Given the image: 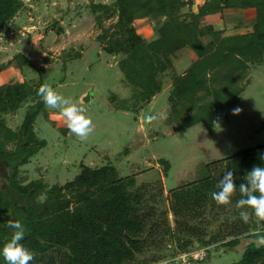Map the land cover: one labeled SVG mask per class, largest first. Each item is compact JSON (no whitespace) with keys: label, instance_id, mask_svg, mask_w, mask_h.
<instances>
[{"label":"trees","instance_id":"1","mask_svg":"<svg viewBox=\"0 0 264 264\" xmlns=\"http://www.w3.org/2000/svg\"><path fill=\"white\" fill-rule=\"evenodd\" d=\"M112 2L92 3L91 9L104 11V18L117 15L113 30L103 29L98 37L106 52L119 57L124 82L132 87L131 96L114 105L139 110L149 104L163 89V78L173 66L172 54L189 47L196 54L193 62L182 74L169 73L168 122L175 131L202 123L212 132L218 118L227 116L242 99L250 66L264 61V0H204L196 11L195 0ZM25 5L24 0H0V32ZM226 8H254L252 30L226 35L223 28L203 23L205 17L222 14ZM139 19H157L153 39L140 33ZM96 20L102 26L98 13ZM80 55L75 51L69 59ZM4 68L1 65L0 72ZM41 85L26 79L0 82V247L11 237L9 220L24 227L19 243L33 254L28 264H153L196 249L199 243L207 250L232 248L243 236L264 234L251 210L236 206L247 196L240 191L241 184L248 187L247 172L254 165L264 166L258 157L264 144L204 164L199 178L170 189L167 204L161 179L137 186L135 175L120 176L111 164L82 165L80 173L62 185L49 186L43 179L24 181L21 166L46 145L34 130L45 108L36 92ZM110 99L116 101L117 94ZM22 105L25 116L14 130L4 116ZM162 163L166 175L169 163ZM228 170L234 190L227 205H218L211 194L220 191L219 181ZM240 211L248 212L247 223L240 219ZM230 264H264V247L249 244Z\"/></svg>","mask_w":264,"mask_h":264},{"label":"rangeland","instance_id":"2","mask_svg":"<svg viewBox=\"0 0 264 264\" xmlns=\"http://www.w3.org/2000/svg\"><path fill=\"white\" fill-rule=\"evenodd\" d=\"M24 1L25 7L0 32V66H5L0 82L26 79L33 85H47L82 109V115L91 121V131L81 139L68 130L59 109L45 106L34 130L46 145L21 166L19 176L24 181L43 179L49 186L62 185L74 179L82 165L111 164L120 176L135 175L137 186L161 179L167 204L170 189L199 178L204 164L264 144V61L250 66L251 79L242 99L230 107L227 116L218 118L212 132L202 123L175 131L174 124L168 122L170 74L163 78L162 91L141 109L124 110L114 105L129 98L132 87L124 82L119 57L106 52L98 37L103 29L113 30L117 15L104 18V11L91 9L92 3L112 4L113 0ZM97 13L103 18L102 26L97 23ZM231 13L227 14L230 21H224L226 33L251 29V24L237 25L238 21H232L236 14ZM157 24V19H139L137 28L150 40L156 35ZM75 51L81 55L69 59ZM186 52L187 48L173 54L177 74L191 61ZM24 56L27 63L21 59ZM88 94L89 100L84 101ZM113 94L117 99L112 103ZM234 107L241 111L233 114ZM25 112L26 105H22L5 115L6 124L17 130ZM163 160L169 163L166 175ZM169 218L174 225L171 212ZM254 218L258 231L263 230L264 221ZM249 244L256 245L255 236L241 237L232 248L210 247L206 258L190 264H230ZM204 247L201 243L195 246ZM188 262L185 256L174 264Z\"/></svg>","mask_w":264,"mask_h":264},{"label":"clouds","instance_id":"3","mask_svg":"<svg viewBox=\"0 0 264 264\" xmlns=\"http://www.w3.org/2000/svg\"><path fill=\"white\" fill-rule=\"evenodd\" d=\"M37 95L41 97L47 107L59 109L60 114L65 118L66 127L76 136L83 139L90 131L91 121L82 115V109L78 108L71 100L61 97L47 85H41L37 90ZM233 114H238L241 109L234 107ZM259 160L264 162V150L258 153ZM231 170L225 171L223 179L219 181L220 191L212 192V199L218 205H227L233 193L234 185ZM248 187L240 185V191L247 192L246 198L236 201V206H246L252 214L264 221V166L254 165L247 172ZM240 219L247 223L249 215L247 211L238 213ZM8 227L13 231L10 239L0 247V257L4 264H28L33 259V254L23 247L19 242L24 238V227L18 220H9ZM255 242L257 247H264V234L256 233Z\"/></svg>","mask_w":264,"mask_h":264},{"label":"crops","instance_id":"4","mask_svg":"<svg viewBox=\"0 0 264 264\" xmlns=\"http://www.w3.org/2000/svg\"><path fill=\"white\" fill-rule=\"evenodd\" d=\"M204 0H198L197 3H195L193 5V10L196 11L198 10V7H199V4L202 3ZM199 3V4H198ZM196 5L198 6L197 9H196ZM232 12V13H231ZM228 13H231L233 15V13H235L236 15H233L235 16V19H233L232 21L234 22H237V25H241V26H246L247 24H251V29L248 30V31H251L252 30V25L255 23L256 21V11L254 8H226L223 10V13L222 14H215V15H211V16H207L203 19V23H212L216 28H223L224 29V34H228L226 33V27L223 26L224 25V21L226 22V20H229L228 17H227V14ZM217 17V19H216ZM244 17V19H242ZM214 18V19H213ZM219 18V19H218ZM231 18V17H229ZM213 20H216V22H214ZM230 21V20H229ZM227 25V24H226ZM248 31H241V32H236V33H244V32H248ZM230 34H234V33H230ZM187 48V52L186 54L189 56V58L191 59L189 65L193 62V60L196 58V54L195 52L190 49L189 47H184V48H181V49H185ZM179 49V50H181ZM178 50V51H179ZM177 52V51H176ZM175 53V52H174ZM173 53V54H174ZM173 54H172V61H173V66L172 68H170L168 70V74L170 72H176L175 71V63H174V58H173ZM188 65V66H189ZM187 66V67H188ZM185 69L179 73V74H182L184 73ZM250 75V74H249ZM250 77V76H249ZM171 79V78H170ZM251 79V78H250ZM19 81V80H18ZM172 81V80H171ZM250 83V82H249ZM172 82L169 83V85L171 86ZM164 86V84H163ZM169 86V87H170ZM190 264V263H188Z\"/></svg>","mask_w":264,"mask_h":264},{"label":"built area","instance_id":"5","mask_svg":"<svg viewBox=\"0 0 264 264\" xmlns=\"http://www.w3.org/2000/svg\"><path fill=\"white\" fill-rule=\"evenodd\" d=\"M207 248L204 247L203 249H193L189 252H183L179 255H177L176 257H172V258H168L162 261H159L157 263L154 264H174V261L177 262L178 260H180V258H184L185 256H188V260H190L191 258L194 259H202L207 255ZM178 264V263H177Z\"/></svg>","mask_w":264,"mask_h":264},{"label":"water","instance_id":"6","mask_svg":"<svg viewBox=\"0 0 264 264\" xmlns=\"http://www.w3.org/2000/svg\"><path fill=\"white\" fill-rule=\"evenodd\" d=\"M88 100H89V94L84 97V101H88Z\"/></svg>","mask_w":264,"mask_h":264}]
</instances>
